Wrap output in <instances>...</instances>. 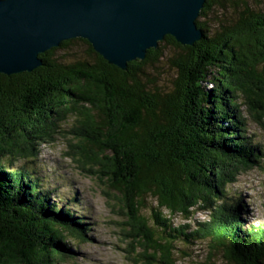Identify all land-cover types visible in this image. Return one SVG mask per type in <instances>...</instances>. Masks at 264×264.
<instances>
[{
    "label": "trees",
    "instance_id": "1",
    "mask_svg": "<svg viewBox=\"0 0 264 264\" xmlns=\"http://www.w3.org/2000/svg\"><path fill=\"white\" fill-rule=\"evenodd\" d=\"M229 1H205L201 40L182 45L167 35L127 70L79 37L40 53L42 64L30 72L0 73V264H58L76 258L75 241L88 237L77 193L52 187L41 161L33 165L39 146L58 134L78 140L68 153L111 181L130 210L133 239L144 247L138 264H176L174 254L190 256L201 241L207 259L264 264V222L251 223L241 194L228 187L264 153L241 109L246 104L264 128V8ZM168 45L177 49L170 61L179 78L164 90L148 69ZM78 46L84 54L65 55ZM148 197L158 201L152 224L141 213ZM197 207L209 220L172 222Z\"/></svg>",
    "mask_w": 264,
    "mask_h": 264
},
{
    "label": "water",
    "instance_id": "2",
    "mask_svg": "<svg viewBox=\"0 0 264 264\" xmlns=\"http://www.w3.org/2000/svg\"><path fill=\"white\" fill-rule=\"evenodd\" d=\"M206 0H0V73L30 72L40 53L84 38L123 70L171 35L182 45L203 38Z\"/></svg>",
    "mask_w": 264,
    "mask_h": 264
},
{
    "label": "rangeland",
    "instance_id": "3",
    "mask_svg": "<svg viewBox=\"0 0 264 264\" xmlns=\"http://www.w3.org/2000/svg\"><path fill=\"white\" fill-rule=\"evenodd\" d=\"M229 0H226L228 2ZM239 1V0H235ZM251 5L264 0H246ZM231 1L228 2L230 4ZM229 7V6H227ZM220 12V11H219ZM233 14L234 11H226ZM208 23L214 22L213 17L208 19ZM176 48L168 45L165 56L158 67H150L154 87L170 90L174 87L175 81L179 78L178 69L171 64L170 57L176 53ZM74 54H84V48L78 46L72 52L65 55L68 57ZM240 102H243L241 99ZM244 116L247 120V128L256 141L264 145V128L260 126L250 116L247 105H242ZM53 143H43L39 146L37 159H34V166L38 167L39 162L44 170L51 174L50 184L56 189H60L64 194L76 192L79 200L75 208L83 214L89 224L88 237L85 241H75L78 255L76 258H63L58 264H138L143 262L139 254H143L144 247L133 238L135 231L128 223L130 210L123 206L120 201V194L111 185L112 182L101 176L86 171L82 168L79 156L68 152L73 151L72 144L78 142L72 135L58 134ZM15 165L21 161H13ZM14 165V166H15ZM102 173V172H101ZM105 174V173H104ZM230 192L241 194L246 204L247 218L253 224L264 222V153L256 167L247 171L242 170L237 175L236 181L229 186ZM158 205V201L153 197H148L147 208L142 209L141 213L148 216L152 224V214L150 208ZM166 217L171 216L167 209H161ZM172 222L177 224L191 223L209 220L208 211L202 208H195L190 219L183 218L181 214L170 217ZM70 238V237H68ZM190 256L174 254L176 264H225L220 255H212V259H207L209 255V244L206 241L196 243L188 251ZM138 259L139 261H135ZM154 264H162L159 261Z\"/></svg>",
    "mask_w": 264,
    "mask_h": 264
}]
</instances>
